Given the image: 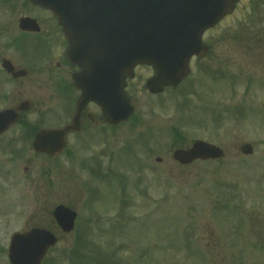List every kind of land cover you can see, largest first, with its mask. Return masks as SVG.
Wrapping results in <instances>:
<instances>
[{
	"label": "rangeland",
	"instance_id": "1",
	"mask_svg": "<svg viewBox=\"0 0 264 264\" xmlns=\"http://www.w3.org/2000/svg\"><path fill=\"white\" fill-rule=\"evenodd\" d=\"M23 16L37 20L41 38L57 25L28 0H0V64L8 58L28 71L14 80L0 66V109L27 99L28 125L60 126V91L30 56L42 47L29 54L12 46ZM208 36L216 77L199 75L193 90L184 82L154 95L143 86L150 71L139 67L127 84L134 113L108 138L88 124L87 134L68 137L50 157L33 151L19 124L2 135L0 264H10L11 235L33 226L59 236L42 264H75L72 254L102 264H264V0H240ZM174 126L181 133L173 141ZM196 139L223 148L224 157L178 164L173 150ZM243 143L253 146L251 155L240 152ZM60 203L77 210L69 234L51 214Z\"/></svg>",
	"mask_w": 264,
	"mask_h": 264
},
{
	"label": "water",
	"instance_id": "2",
	"mask_svg": "<svg viewBox=\"0 0 264 264\" xmlns=\"http://www.w3.org/2000/svg\"><path fill=\"white\" fill-rule=\"evenodd\" d=\"M30 1L51 10L57 16L71 43L72 60L84 69L81 76H89L93 71V62L99 59L113 66L112 78L107 82L104 80L97 87L94 83L77 84L82 88V93L72 124L65 128L42 129L35 135V151L56 155L65 147L66 132L80 129L79 113L87 102L95 101L99 104L106 121L112 124L131 115L133 107L124 92V86L126 74L133 76L135 64L146 63L155 69V75L146 85L151 92H160L169 84L176 86L187 74L188 58L195 51L202 31L231 12L238 0ZM121 8L124 19L118 20L117 25L108 24L106 21L110 19L117 20ZM19 27L30 31L39 30L36 21L29 17L21 18ZM78 27L81 28L80 31L77 30ZM91 38L101 40L103 46L90 44ZM175 46L178 47L179 54L173 56L171 53ZM151 47H155L154 50ZM81 51L82 56L79 55ZM116 52L127 53L128 57L127 66L120 70L117 67ZM2 66L13 77L25 75L24 70L15 71L8 60H3ZM28 108L29 102L23 101L16 109L0 110V135L16 122V110L25 111ZM240 150L244 154H250L253 149L249 143H244ZM223 155L220 147L203 140H195L189 148H178L173 152L174 159L182 164L196 159H216ZM53 215L64 231L73 228L76 217L73 210L59 205L54 209ZM56 242L57 238L42 228L17 232L11 237L9 261L11 264H41L48 248Z\"/></svg>",
	"mask_w": 264,
	"mask_h": 264
},
{
	"label": "flooded vegetation",
	"instance_id": "3",
	"mask_svg": "<svg viewBox=\"0 0 264 264\" xmlns=\"http://www.w3.org/2000/svg\"><path fill=\"white\" fill-rule=\"evenodd\" d=\"M214 26L211 29L205 30L201 36L202 42L206 45L207 51L202 56L193 55L189 60V74L185 79L186 86L193 90L197 87L196 78L203 76H216V47L215 42L210 39L208 32L215 29ZM58 46L60 52L55 51L54 47ZM68 42L65 39L62 27L53 24L45 37V46L43 52V68L51 77V85L54 89L60 91V127H64L69 124L76 113V102L80 91L73 83V74L80 71V68L73 64L68 57ZM210 56L213 58L211 59ZM139 67H147L149 69L148 77L153 74L152 69L149 66L137 65L135 67V73ZM49 77V79H50ZM145 81L147 80V78ZM133 80V79H132ZM129 82V80H128ZM127 82V84H128ZM165 89H172L171 87ZM62 94V95H61ZM81 131L80 132H68L66 139L72 135L87 134V128L89 125H99V130L108 137L107 123L105 122L101 110L94 102L87 103L79 114ZM89 124V125H88ZM60 155V154H59Z\"/></svg>",
	"mask_w": 264,
	"mask_h": 264
},
{
	"label": "trees",
	"instance_id": "4",
	"mask_svg": "<svg viewBox=\"0 0 264 264\" xmlns=\"http://www.w3.org/2000/svg\"><path fill=\"white\" fill-rule=\"evenodd\" d=\"M176 136H177V134H176Z\"/></svg>",
	"mask_w": 264,
	"mask_h": 264
}]
</instances>
